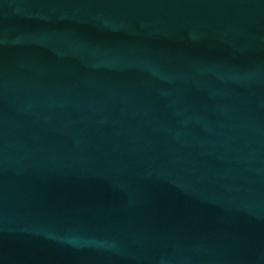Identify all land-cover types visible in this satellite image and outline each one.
I'll use <instances>...</instances> for the list:
<instances>
[{"label":"water","instance_id":"95a60500","mask_svg":"<svg viewBox=\"0 0 264 264\" xmlns=\"http://www.w3.org/2000/svg\"><path fill=\"white\" fill-rule=\"evenodd\" d=\"M0 264H264V0H0Z\"/></svg>","mask_w":264,"mask_h":264}]
</instances>
